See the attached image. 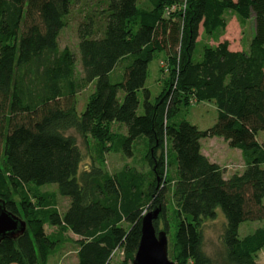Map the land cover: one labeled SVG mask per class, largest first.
Wrapping results in <instances>:
<instances>
[{
	"label": "trees",
	"instance_id": "1",
	"mask_svg": "<svg viewBox=\"0 0 264 264\" xmlns=\"http://www.w3.org/2000/svg\"><path fill=\"white\" fill-rule=\"evenodd\" d=\"M79 6L80 75L76 55L60 48L61 32ZM228 11L253 20L248 49L233 50L228 40L204 44L201 60L194 61L200 28L217 39ZM162 51L170 76L153 99L148 70ZM93 84L79 114L77 96ZM201 102H214L218 110L206 130L180 118ZM115 123L126 135L113 132ZM71 131L96 143L99 154L89 167L82 168L84 154ZM260 133L264 0H0V199L27 223L24 235L0 242V264H50L69 243L77 246V264H132L144 216L161 206L155 227L168 235L170 205L173 262L216 264L204 251L203 229L221 212V264H259L264 228L244 238L239 229L264 220ZM213 137L241 151L242 172L226 178L202 153L201 141ZM139 140L146 149L140 159L134 150ZM111 152L136 157L137 166L108 172L104 157ZM45 185H56L69 199L64 212L42 192ZM114 252L123 259L114 261Z\"/></svg>",
	"mask_w": 264,
	"mask_h": 264
},
{
	"label": "rangeland",
	"instance_id": "2",
	"mask_svg": "<svg viewBox=\"0 0 264 264\" xmlns=\"http://www.w3.org/2000/svg\"><path fill=\"white\" fill-rule=\"evenodd\" d=\"M146 0H140V3L145 2ZM77 7L74 9L71 17L69 18L68 26L63 29L60 36V48L69 47L72 52L76 55V71L77 74H81V58L78 49V26L81 21V16L78 14ZM226 19L228 22L227 28L221 36L218 38L207 37L203 33V29L200 28L199 38L197 41L199 42L195 53L193 55L194 61H200L202 57V46L205 45H216L218 41L228 40L230 42V47L233 50H247L249 43L253 37L254 31V23L253 20L244 21L240 19L235 13L232 11L226 12ZM166 53L159 52L156 54L154 60L149 65L148 70V78L146 81V87L150 90L152 94V98L156 99L164 90L166 86V82L169 79L170 73L168 72L166 66ZM164 67L165 70L162 71ZM94 84L90 85L86 90L82 91L78 96V106L77 112L79 114L83 113L88 102L90 95L94 92ZM120 97H123V93L121 92ZM139 97L142 101L143 96L142 92L139 93ZM138 114H143V106L139 107ZM218 117V110L214 102H201L191 104L186 110H184L180 118L187 120L191 124L198 126L199 129H208L210 128ZM69 135L76 136L79 147L81 148L84 154V162L82 168H86L88 164L92 163V156H97L99 152L96 149V143L93 140H89V142H85L80 137H78L74 132H69ZM260 141L264 139V133H260L258 138ZM134 150L136 152V156L140 159L145 156L146 149L141 140L137 141L134 145ZM224 158V165L227 167L224 169L226 173H236L239 172L244 164L240 160V158H235L236 149H232L227 147L226 149H220ZM104 162L107 171L120 169L123 163L129 162L128 159L124 158L121 154L111 152L105 155ZM264 168V166H263ZM173 172V170H170ZM43 193H51L53 197V206L60 210V212H64L69 204V199L62 197L58 194L56 185H45L41 188ZM219 217L214 222H209L204 226V251L206 254L216 263L221 264L222 258L224 257V247L221 242V236L224 230V216L221 212H219ZM168 218L170 219V231L168 233V241L169 247L173 242V238L176 232V222L172 219L173 217V206H169L168 209ZM263 227L264 228V220L256 221V222H245L240 226L239 236L240 238H244L249 234H252L256 229ZM158 229L164 230V221L161 220L158 223ZM46 232L50 233V229L46 227ZM77 246L74 243H69L65 245L64 253L61 252L57 254L55 257L50 259V264H63L64 259L67 257L69 261H71L75 257ZM66 255L63 259L62 256ZM123 259V255L121 253H117L113 256L114 261H120ZM257 262L259 264H264V248L258 253Z\"/></svg>",
	"mask_w": 264,
	"mask_h": 264
},
{
	"label": "water",
	"instance_id": "3",
	"mask_svg": "<svg viewBox=\"0 0 264 264\" xmlns=\"http://www.w3.org/2000/svg\"><path fill=\"white\" fill-rule=\"evenodd\" d=\"M162 207L147 213L142 221V236L132 264H177L168 255L169 241L165 231L158 232L155 221L160 217ZM27 231V223L6 209L0 199V242L17 239Z\"/></svg>",
	"mask_w": 264,
	"mask_h": 264
},
{
	"label": "crops",
	"instance_id": "4",
	"mask_svg": "<svg viewBox=\"0 0 264 264\" xmlns=\"http://www.w3.org/2000/svg\"><path fill=\"white\" fill-rule=\"evenodd\" d=\"M162 69H164V67ZM112 128H113V132L119 133L121 135H126V129H125L124 126L115 123V124H113ZM203 130H206V129H203ZM259 136H260V134H259ZM259 136H258V138H259ZM263 141H264V139H262L261 142H263ZM201 146H202V153L206 157H208L211 162L220 165L223 169H225L227 167L226 165H224L225 164L224 163V160H226V158H224V156L221 153L220 149H222V148L223 149H226L229 146H228V144L222 138L213 137V138L203 139L201 141ZM236 150L238 152H236V154H234L235 155V158H240V160L243 162L241 151H239L238 149H236ZM135 158L136 157H134L132 159H128L129 162L123 163L122 166L120 167V169L123 168L125 165H128V166H137L135 164L136 163ZM243 164H244V162H243ZM87 167H89V165ZM244 168H245V165L243 166V168L239 172H242L244 170ZM117 170L118 169L113 170V171L110 170L109 172L110 173H114ZM233 174L234 173L228 174V173L225 172V177L226 178H229ZM69 236L73 240H77L78 239L77 236H74L72 234H69ZM64 248L61 251L63 253H64ZM60 253H58V254H60ZM75 254H76L75 257L71 261L68 260V258L66 257V255H63L62 256L63 259L66 257L64 259L65 261L63 262V264H77L78 263V259H77V249H76Z\"/></svg>",
	"mask_w": 264,
	"mask_h": 264
},
{
	"label": "built area",
	"instance_id": "5",
	"mask_svg": "<svg viewBox=\"0 0 264 264\" xmlns=\"http://www.w3.org/2000/svg\"><path fill=\"white\" fill-rule=\"evenodd\" d=\"M174 10H175V8L173 7L171 10H168L167 13H170L171 11H174ZM117 253H119V252H114L113 256H114L115 254H117ZM121 254L123 255V253H121Z\"/></svg>",
	"mask_w": 264,
	"mask_h": 264
}]
</instances>
